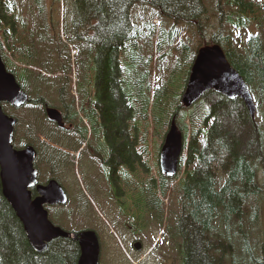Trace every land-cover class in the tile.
<instances>
[{
    "label": "trees",
    "instance_id": "trees-1",
    "mask_svg": "<svg viewBox=\"0 0 264 264\" xmlns=\"http://www.w3.org/2000/svg\"><path fill=\"white\" fill-rule=\"evenodd\" d=\"M138 2L153 9L158 26L143 13L133 14ZM58 7L59 0H0L1 59L28 93L26 104H35L40 111L37 118L41 122L28 124L29 136L42 133L73 150L80 146L65 130L56 132L61 128L43 114V106L50 104L45 95L50 90L57 91L63 116L76 113L74 96L67 89L70 78L54 75L59 71L71 74L73 61L67 43H74L80 106L91 107L89 118L101 120L103 139L97 151L101 149L102 157L107 153L105 164L112 172L132 169L130 177L137 192L126 189L128 195L121 199L134 204L133 208L123 205L134 213L128 217L136 219L129 226L147 228L151 222L161 225L168 219L164 231L169 237L163 235V241L175 251L173 258L180 264H264V2L62 0V27L56 21ZM209 14L214 23L209 22ZM181 29L190 34L180 36ZM212 43L221 47L228 63L248 85L255 117L249 115L240 97L228 98L212 89L189 107L181 103L197 49ZM173 51L176 64L169 62ZM177 64L184 67L180 77ZM151 78H155L153 83ZM178 79L181 81L175 85ZM30 96L36 99L32 101ZM15 111L14 116L8 115L18 124ZM150 117L155 133L158 129L166 132L174 119L186 144L178 167L183 162L173 221L171 211L167 217L163 200L172 177L157 170V179L150 173L141 184L135 175L145 176L141 165L149 173L148 131L141 124ZM25 144L32 143H24L15 131L13 146ZM33 145L35 160L43 153V160L55 169L68 166L61 149L45 145L41 150L39 143ZM80 253L77 239L62 236L48 242L43 251H35L0 187V264H77Z\"/></svg>",
    "mask_w": 264,
    "mask_h": 264
},
{
    "label": "rangeland",
    "instance_id": "rangeland-1",
    "mask_svg": "<svg viewBox=\"0 0 264 264\" xmlns=\"http://www.w3.org/2000/svg\"><path fill=\"white\" fill-rule=\"evenodd\" d=\"M257 1L264 2V0ZM140 13H143L146 17H151V21H155L156 24L159 22V18H156L153 9L149 6L144 7L142 2H138L137 7L133 9L134 15H139ZM208 13L212 14V10H209ZM209 17V22L214 23L212 15L209 14ZM143 20H145V17L142 19V21ZM56 21H58V25L62 27V0H59V7L58 10H56ZM252 31H257V29L252 28ZM187 34H190L188 29H181L180 36L185 37ZM191 38H195L193 31H191ZM244 38H246V35L243 37V39ZM154 42L155 39L153 40V43ZM64 44L65 46L63 48L66 50V43ZM67 46L70 49V58L75 63L74 58L78 49L74 47V43H67ZM176 55V51H173V55L169 60L170 63H172V61L175 64L177 63ZM83 59L84 57L82 55L80 60L82 61ZM73 62H71V68L72 70L74 69L76 71ZM15 65H20V62H15ZM176 66V75L180 77L184 67L181 64H177ZM54 75L65 79L70 78V83L67 85V89L72 94V96H74V107L77 110V118L81 120L82 117L78 112L80 110V98L79 94L76 92L78 88V79L76 73L72 71L71 74L67 76V73L59 71L58 73H54ZM154 80L155 78H151V83H153ZM179 80L181 81V79H178V82H176L175 85H178ZM81 91H84V89H81ZM56 94L57 91L53 92L51 90L45 94L47 95L46 98L50 101L48 102L50 104L47 105L60 108V102L58 101ZM63 94L64 96H67L64 92ZM30 98H32V101H34L36 96H30ZM7 104L8 103L3 104V107L6 105V111L3 108L5 113L12 114L14 116L16 113L15 110H17L19 120L18 124L15 125V131H18V134L21 139L24 140V143L29 142L33 144V142H35L36 144L39 143L41 145V150H43L46 145L61 149L66 153L64 156L68 161V166L63 167L61 170L55 169L50 162L44 161L42 157L43 153H41L39 158L35 160L36 164H39V180L45 181L46 177L56 178L67 191L69 196L68 202L65 205L47 206L48 217L51 219V221H56V223L52 221L54 225L59 227L61 226V228H63L65 231L75 233L76 235L78 232H81L85 229H91L95 231L99 237L100 245L98 260L99 264H180L179 260L173 258L175 256V251L173 252V249H171L170 245L165 240L163 241V235L165 238L169 237V235L164 231V227L168 219L165 223L162 222L161 225L151 222L147 228H140L137 224V226H135L137 229H134L133 227L131 228V226H129V224H132L133 221L136 222V219H132L124 215H127L128 213L130 216L134 213H132V211L125 210L124 208L121 210L117 206L114 199V194L109 187L110 182L107 180V172L105 171L107 166L105 165L104 167L102 164L103 157L97 155L99 154L98 152H102L101 149L98 151H93L92 149V153H89L88 151H80L78 154V150H73L67 147V145L65 146L58 141L49 139L42 133H39L38 135H35L33 138H31L28 134L29 122L32 120L41 122L39 118H37L40 113V111L36 109L37 105L35 106V104L28 103L20 108L15 109L11 105ZM35 110L36 112H34ZM141 125L142 128L145 125L148 131V142L145 146L148 153L147 163L149 165V173L147 174L144 171L145 176L141 173H137L135 175L138 180H141V183H145L150 173L152 175L151 177L156 179L158 177L156 172L158 170L157 159L160 147L163 143L165 131L163 132L162 129H158L160 124L157 123V132L162 133V135L160 136L157 132H153L154 128L151 117L148 119H143ZM51 135L55 138L57 137V134L53 132H51ZM61 141L63 143L66 142L64 138H61ZM42 142L45 144H42ZM92 147L97 148L96 143H94ZM182 156L184 159L185 150ZM183 165L184 164L182 162L181 167L178 169L176 175L170 180V187L167 190L166 195L163 196L164 205L166 206L164 209L167 212V217L170 216V211L172 212L170 218L172 221V215L178 211L176 199L178 200L179 197V180L184 169ZM122 183L124 191L128 189L132 190V192H137L136 184L134 185L132 177L125 178ZM117 192L118 194L121 193L116 190V193ZM126 195L128 194L126 193L123 197H126ZM133 206L134 204L130 206V208H133ZM262 220L264 223V210L262 213ZM135 241H139L141 243L139 249H135L133 246Z\"/></svg>",
    "mask_w": 264,
    "mask_h": 264
},
{
    "label": "water",
    "instance_id": "water-1",
    "mask_svg": "<svg viewBox=\"0 0 264 264\" xmlns=\"http://www.w3.org/2000/svg\"><path fill=\"white\" fill-rule=\"evenodd\" d=\"M210 89L228 98L241 97L250 116H253L255 107L248 86L228 63L218 44L198 48L181 102L184 106H189ZM26 101V92L19 86L14 75L5 69L0 58V102L20 107ZM45 112L50 120L62 125L60 112L56 108L46 107ZM15 123L16 119L5 114L0 105V187L19 219L30 246L35 251H43L54 238H74L81 248L77 264H98L100 245L95 231L86 229L76 235L49 220L44 205L65 204L67 194L55 179H50L46 184H37V169L33 165L34 147L26 145L16 149L12 145ZM181 151V132L172 119L159 151L158 165L162 174L172 176L176 173ZM34 188L37 195L33 197ZM133 246L139 249L141 243L135 241Z\"/></svg>",
    "mask_w": 264,
    "mask_h": 264
},
{
    "label": "flooded vegetation",
    "instance_id": "flooded-vegetation-1",
    "mask_svg": "<svg viewBox=\"0 0 264 264\" xmlns=\"http://www.w3.org/2000/svg\"><path fill=\"white\" fill-rule=\"evenodd\" d=\"M95 107V106H94ZM61 113L62 119L64 121L63 126L61 129H59V131L56 130V132H62V131H66L65 133L69 136H74L75 138V143H80L79 146V150L82 152H89L92 153V149L93 151L97 150V148L92 147V145L94 143H96L97 147H100V141L103 139V135H102V131L99 128V124L101 123L100 119L92 120L89 118V112L91 111V107L83 105L81 106L79 112V115L82 117L81 120L77 118V114H72L70 118H67V116H63L62 115V111L60 109H58ZM97 112L96 108L93 109V115H95ZM88 114V115H86ZM52 122V121H51ZM53 123L56 125L57 123L53 121ZM62 130V131H61ZM65 133H61L60 135H65ZM35 136V135H34ZM102 137V138H101ZM69 147V146H67ZM47 148H49L47 146ZM46 148V149H47ZM99 156V154H97ZM105 159H107V153H104V157L102 160V164L105 167ZM143 159V156L141 158ZM143 166L141 165V172L145 171L146 169V173H147V167L144 166V170L142 168ZM37 168V167H36ZM37 184H46L48 182L49 179H51V177H46L45 181H40L39 180V176H40V171L39 168H37ZM51 171V170H50ZM105 171L107 172V180L109 183V187L111 188V190L113 189L114 192V199L116 201L117 206L119 207V209H125V206H131L130 204H132V202H128L127 200L125 201H121L123 195H125L127 192L126 190L124 191L123 189V183L122 181L125 178H129L131 176V172L132 169L130 168H124V169H119V168H115V170L112 172L111 169H109L108 167L105 168ZM121 173H123L121 175ZM125 175V177L123 176ZM115 177V181L116 183L113 185L112 181L114 180ZM121 183H118V182ZM143 184V182L141 183ZM118 189L121 193L118 194V192L116 193L115 188ZM37 195V191L35 190V188L33 189V197ZM129 204V205H128ZM125 205V206H123ZM126 210V209H125Z\"/></svg>",
    "mask_w": 264,
    "mask_h": 264
}]
</instances>
